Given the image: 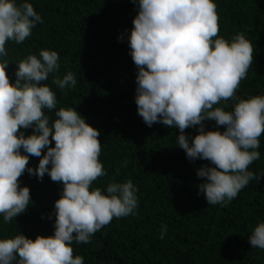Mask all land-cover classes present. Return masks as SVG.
<instances>
[{
  "label": "clouds",
  "instance_id": "9594fccd",
  "mask_svg": "<svg viewBox=\"0 0 264 264\" xmlns=\"http://www.w3.org/2000/svg\"><path fill=\"white\" fill-rule=\"evenodd\" d=\"M138 7L129 37L139 70L138 114L149 127L159 122L179 129L176 143L186 156L211 165L197 171L204 178L199 192L208 204L225 206L251 180L264 177L248 170L260 158L264 96L236 95L253 63V46L243 32L231 41L217 38L219 16L213 0H139ZM38 23L43 19L31 3L0 0V56H7L9 40L24 42ZM39 57L30 54L18 62L14 83L6 70L8 61L0 62V214L8 223L26 211L30 188L21 187L19 180L25 171L41 180L47 173L64 187L55 201V231L48 237L0 239V264H84L82 256L74 257L72 242L90 243L114 217L135 215L138 189L128 180L110 182L107 194L90 190L93 181L107 175L99 160L100 132L71 107L56 111L54 121L45 114V109L56 108L57 100L41 82L59 70V54L42 49ZM76 83L71 71L52 80L60 89ZM228 100L233 101L232 111L216 106ZM207 120L225 130L206 131ZM196 126L199 134L190 142L185 129ZM28 128L34 131L26 137L21 129ZM46 148L38 168L27 167L29 156L41 157ZM166 233L162 225L160 238ZM249 243L264 249V222L252 230Z\"/></svg>",
  "mask_w": 264,
  "mask_h": 264
},
{
  "label": "trees",
  "instance_id": "16d2710c",
  "mask_svg": "<svg viewBox=\"0 0 264 264\" xmlns=\"http://www.w3.org/2000/svg\"><path fill=\"white\" fill-rule=\"evenodd\" d=\"M25 2L33 5L43 23L24 42L6 43L8 54L0 56V62L8 61L11 82L20 60L30 54L40 58L42 49L56 51L60 68L41 83L56 94L57 103L45 114L54 121L56 111L71 107L99 130V160L107 175L93 181L90 190L100 188L107 194L110 182L128 180L138 189L135 215L114 217L90 243L73 241L74 257L82 256L84 264H264V249L249 243L252 230L264 222V177L251 180L225 206L210 205L198 188L204 178L197 176L198 169L210 162L186 156L176 143L178 128L159 122L149 127L138 114L139 70L129 37L139 0H16L17 5ZM213 2L219 16L217 38L231 41L243 32L253 46V63L236 95L264 96V0ZM69 71L77 80L74 88L52 84L54 77L62 79ZM216 106L234 108L232 100ZM204 123L206 131L225 130L215 121ZM198 127L185 129L190 142L199 134ZM21 131L27 137L34 129ZM259 139L260 158L248 168L258 175L264 174V134ZM46 152L47 148L41 157L29 156L27 167L38 168ZM19 180L21 187L30 188L31 202L11 222L0 214V239L19 234L48 237L55 231V201L61 198L63 183L52 181L47 173L41 180L27 171ZM162 225L167 226L163 239Z\"/></svg>",
  "mask_w": 264,
  "mask_h": 264
}]
</instances>
